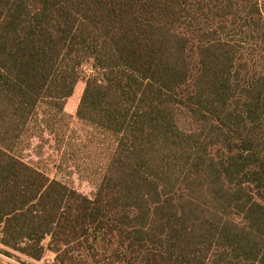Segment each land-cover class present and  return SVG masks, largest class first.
Returning a JSON list of instances; mask_svg holds the SVG:
<instances>
[{
	"label": "trees",
	"instance_id": "16d2710c",
	"mask_svg": "<svg viewBox=\"0 0 264 264\" xmlns=\"http://www.w3.org/2000/svg\"><path fill=\"white\" fill-rule=\"evenodd\" d=\"M42 112L112 138L90 193L27 155ZM0 230L35 262L264 264V0H0Z\"/></svg>",
	"mask_w": 264,
	"mask_h": 264
},
{
	"label": "rangeland",
	"instance_id": "374dc122",
	"mask_svg": "<svg viewBox=\"0 0 264 264\" xmlns=\"http://www.w3.org/2000/svg\"><path fill=\"white\" fill-rule=\"evenodd\" d=\"M79 73L80 81L73 98V109L78 105L85 79L91 74L90 66L83 65ZM45 114L50 113L42 112V119L30 133L32 139L25 150L27 155L51 179L68 183L84 194L90 193L111 152L112 138L77 120L71 113L62 118L56 116L47 119L49 122L45 121ZM48 242V239L44 242L45 247ZM0 257H5L6 261L13 264H57L55 255L49 250L45 251L39 262H35L0 245Z\"/></svg>",
	"mask_w": 264,
	"mask_h": 264
},
{
	"label": "built area",
	"instance_id": "2783aa9c",
	"mask_svg": "<svg viewBox=\"0 0 264 264\" xmlns=\"http://www.w3.org/2000/svg\"><path fill=\"white\" fill-rule=\"evenodd\" d=\"M1 261H3L4 263H7V264H13V263H10L8 261H6V258L5 257H0Z\"/></svg>",
	"mask_w": 264,
	"mask_h": 264
}]
</instances>
